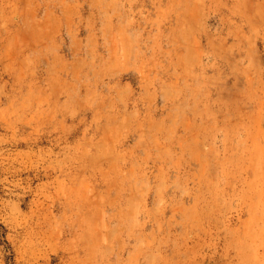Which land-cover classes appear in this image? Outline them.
<instances>
[{
	"label": "rangeland",
	"instance_id": "1",
	"mask_svg": "<svg viewBox=\"0 0 264 264\" xmlns=\"http://www.w3.org/2000/svg\"><path fill=\"white\" fill-rule=\"evenodd\" d=\"M0 264H264V0H0Z\"/></svg>",
	"mask_w": 264,
	"mask_h": 264
}]
</instances>
